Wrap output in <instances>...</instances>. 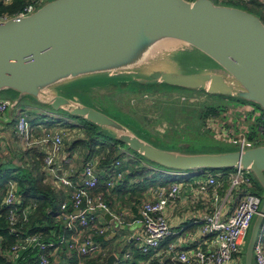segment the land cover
<instances>
[{
    "label": "water",
    "instance_id": "water-1",
    "mask_svg": "<svg viewBox=\"0 0 264 264\" xmlns=\"http://www.w3.org/2000/svg\"><path fill=\"white\" fill-rule=\"evenodd\" d=\"M162 39L181 45L134 64L145 47ZM196 52L219 69L179 74L161 69L162 65L151 68L156 57L162 63L174 54ZM94 76L224 96L254 104L264 114L261 16L214 0H52L31 15L0 23V92H15V107L30 99L85 120L126 145L128 151L167 171L240 169L249 172L264 190V145L216 154L154 145L100 107L76 95L67 96L64 85ZM262 199L250 230L245 264H254V247L264 218ZM105 217L116 231L129 229L110 214ZM116 260L111 255L105 264Z\"/></svg>",
    "mask_w": 264,
    "mask_h": 264
},
{
    "label": "built area",
    "instance_id": "built-area-1",
    "mask_svg": "<svg viewBox=\"0 0 264 264\" xmlns=\"http://www.w3.org/2000/svg\"><path fill=\"white\" fill-rule=\"evenodd\" d=\"M14 1L1 0L5 6H10ZM47 1L28 0L27 5L13 17H0V23L10 18L31 15L46 4ZM214 1L221 5H227L234 0ZM251 1L264 3V0H245L244 2L248 3ZM10 108H15L14 101L0 98V115L5 114ZM18 131L30 145L44 144L50 146V151L46 152L44 158L48 181L58 190L60 188L72 190L70 205L63 203L59 216L63 221L64 228L71 233V236L70 238L63 236L58 241L49 243L44 242L40 235L21 239L11 249L10 264H18L20 256L24 251L29 249H38L40 254L38 264H51L50 258L54 254H57L61 247L77 253L82 258L95 256L103 251L101 244L93 239L95 236L105 235L113 226L111 222L104 221L102 224L101 220L103 221L105 217L103 215L110 214L113 220L121 226H127L128 224L124 221L123 216L113 212L100 196L93 194L92 191L97 187L99 182V173L96 172L95 166L91 163L85 168L81 179L82 182L80 186H76L71 177L62 175L61 173L60 165L71 163L70 158L59 159V155L63 151L62 134L48 132L38 139V141H32V129L26 113L20 116ZM244 147L245 144L243 143ZM117 166H119V163ZM199 172L204 174L207 171L201 170ZM252 178L249 172L240 169L231 175L232 187L234 189H241L243 194L234 212L223 220L220 217V212L207 214L199 220H195L194 224L200 226L202 235L208 240V248L206 250L196 249L179 252L177 251V245L173 244L170 249L172 252L178 253L176 257L177 262L181 264H239L245 255V246L247 245L246 242L249 238L250 230L263 202L261 196L252 194L250 190L253 187ZM116 179H123V172H117ZM113 181L114 179H111L108 185L112 186ZM198 187L202 193L212 190L215 201H219V182L216 176L207 175V179L200 182ZM180 193L181 187L178 184L172 185L168 190L159 189L154 200L145 202L142 205L140 218L136 222L141 227V230L134 238L142 254L150 255L157 252L164 241L177 234L173 231L166 218L165 211L169 203L180 198ZM19 202L17 189L11 185L4 204L13 206ZM69 208H72V211H69ZM74 211H78L79 213L76 214ZM8 216L12 230L16 229L20 218L19 215L15 210H10ZM78 224L82 227L81 230H79ZM84 230H88L87 233L91 236L83 234ZM182 231L183 229L180 228L178 233ZM2 240L0 236V246ZM254 261L255 264H264V218L261 232L254 247ZM76 264H81V262H77ZM148 264L163 263L153 262Z\"/></svg>",
    "mask_w": 264,
    "mask_h": 264
},
{
    "label": "rangeland",
    "instance_id": "rangeland-1",
    "mask_svg": "<svg viewBox=\"0 0 264 264\" xmlns=\"http://www.w3.org/2000/svg\"><path fill=\"white\" fill-rule=\"evenodd\" d=\"M50 1L52 0H48L47 2ZM227 5L233 6V3ZM245 9L250 11L248 8ZM256 13L259 15L258 12ZM261 18L264 21L263 14H261ZM181 50H183V47ZM187 50L192 51L189 48ZM165 54L166 52L160 57L164 58ZM152 62L151 68L162 65L161 69L179 74H203L219 69L212 61L199 52H196L194 55H190L189 53L174 54L167 57V60L162 63L156 57ZM142 77L147 78L148 76L142 75ZM101 83H107L105 77H84L69 82L64 87H68L67 96L69 98L76 95L85 103H87L86 100L91 101L94 105L104 110L106 114L111 117L114 116L140 136L152 140L153 142H151L154 145H163V147L168 149H184L189 152L216 154L241 149L243 148V143L245 144V149L247 148V144L264 143V125L260 124L261 120L264 122V114L254 104L241 103L238 100L225 98L224 96H210L201 91H187L180 88L167 87L162 92L153 94L150 92H133V88L112 90L111 87L100 86L102 85ZM78 85L97 86L76 89ZM54 91L57 92L58 89L54 88ZM16 97V94L9 91L0 92L1 99L15 101ZM37 105L38 108L43 110L42 114L50 118L46 124V130L49 129L48 131L52 133L62 134L64 152H67L76 141L86 139L84 128L87 124L85 122L79 118H71L68 114L66 115L62 112L53 115L54 111L49 107ZM32 110H35V108L33 107ZM41 110L40 112H42ZM37 111L39 112V110ZM209 111H212V113H209ZM27 114L29 115V119H31L29 112ZM33 114L32 122L33 124H38L39 117L35 113ZM206 114H208V117H204ZM51 121L55 123H51ZM34 128L36 132L42 133L45 131L39 130L35 126ZM125 149L127 150L126 145ZM108 150L104 147L99 149L103 154ZM79 152L81 155L84 154L83 148L79 149ZM100 152L96 153L93 158L98 157L101 154ZM130 158L136 157H129V160ZM100 159L98 158V160ZM128 168L129 170L135 169L134 164L130 162ZM144 168L146 174L142 175L139 172L138 177L129 181L130 186H135L137 182L142 183L146 178L153 176L147 165ZM157 168L165 170L160 167ZM207 172L217 174L221 170ZM20 174V172L16 171L12 176ZM158 175L166 176L160 177L158 184L162 180L169 183V185L175 182L174 177L170 173L168 175H164L163 173ZM251 181L253 184V187L250 189L252 194L263 197L264 190L260 184L254 177ZM126 193L130 194L131 191H127ZM69 211H72V208H69ZM74 213L78 214L79 212L74 211ZM248 239L246 243H248ZM239 264H245V255Z\"/></svg>",
    "mask_w": 264,
    "mask_h": 264
},
{
    "label": "crops",
    "instance_id": "crops-1",
    "mask_svg": "<svg viewBox=\"0 0 264 264\" xmlns=\"http://www.w3.org/2000/svg\"><path fill=\"white\" fill-rule=\"evenodd\" d=\"M235 1L243 2L245 0H235ZM248 4L249 5L247 6L250 7V8L248 7L249 8L248 10H251L255 13L258 12L260 16L261 14H263L264 3L262 4V6H257L255 2H250V3L248 2ZM37 106L38 105L32 100L23 99L18 106H16L13 109L10 108L8 110L9 113H7L8 112L7 111L5 114L0 115V158H1V164L3 166L6 165L7 167H10V164L18 163L23 168H25V165L31 164V160H32L31 149H36L35 151L40 150L42 152L50 151L49 145L34 144L33 146L28 144L25 138L21 136L18 131V122L20 116L23 113L27 114L29 112L31 120L34 115L33 113L38 115L37 117H39L38 119L39 123L36 124V127H38L39 130H45L42 133L38 132L40 134V137H43L45 135L44 133L50 132L48 131L49 129L46 130L47 118L46 119L43 118L46 115L42 114L43 110H41V108H38ZM33 107L35 108V110H32ZM37 110H39V112ZM40 110L42 112H40ZM53 113H54L53 115L58 114V112H53ZM49 115H51V113H49ZM48 119L50 118L48 117ZM33 130H35V128ZM34 137L35 136L32 135V141H38V139H35ZM63 144H64V140H63ZM73 145L71 147H73ZM79 149H82V147L81 146L77 147L72 152H68L67 150L68 152L67 153L66 151L64 152V148H63V151L59 155V159H63V158L71 159L70 164L60 165L62 175L71 177L72 171L78 172L80 174L79 179L75 178V176L73 177L74 180H77L76 183L74 182L76 186H80L82 182L81 179L83 176L82 173L84 169L83 167L85 166L86 163L85 157L88 154V149L86 147L83 148L84 154L82 155L79 152ZM122 152L128 158L135 157L133 156L134 154L132 152L126 149H122ZM100 153L101 154L98 157L92 159L93 162L97 163L98 158L103 157V153L102 152ZM141 164L143 165V167L147 165V167L151 170V173H153V175H158L161 173H163L164 175H168L170 173V175L174 177L173 179L175 180V182H173L172 184L170 183L169 185V183H167L164 180L159 181V184L158 182L154 183V180H150V182L147 185H142L138 189L135 187L137 197H141V201L135 204L134 206H128V205L120 206L117 203L116 199L113 198L114 204L116 206L115 209L112 208V211L120 216H123V219L126 222V224H128L127 226L129 227V229L126 228L125 230L116 231L115 227L112 226L111 229L108 230V232L105 235L95 236L93 239H95L97 242L99 241L98 243L101 244L103 251H101L95 256H91L88 258L79 257L77 253L71 252L65 247H61L58 250L57 254H54L50 258L51 264H76L77 262H81V264H87L89 260L95 259L99 255L102 256L101 258L102 264H105L111 255L117 256V260L115 264H148L153 262H161L163 264H181L177 262L176 259L178 253L172 252L170 249V247L173 244L177 245V251L179 252H183L187 250H196V249L206 250L208 248V240L202 235L200 226L194 224V221L199 220L200 218L206 216L207 214H212L216 212H220V217L222 220L226 219L234 212V209L236 208L237 204L240 202V200L243 197L242 190L234 189L231 184V175L234 174V172H236L235 169L232 171L231 170L221 171L218 172L217 174H214L212 172L211 173L205 172L203 174L202 172L199 171L175 173L172 171L169 172L167 170L158 169L157 167L148 164L147 162H142ZM119 165L122 166V164ZM127 165L128 162L126 161V165L123 168L125 172L128 171ZM40 173L44 174L43 182H42L44 186L51 188L56 193H58L59 191L64 192L65 195L63 196L62 203H68L70 205L69 202L71 201L72 190L66 188H62V189L60 188L58 190L54 186L52 188V185L47 178L45 166L43 168V171L42 169H40ZM209 174L216 176L219 182V189H218L219 201L217 202L213 197L212 190H209L206 193H202L198 187L200 182L205 181L207 179V175ZM159 177H166V176H159ZM175 184H178L181 187L180 198L177 199L176 201L169 203L165 211V216L168 219L173 231L176 232L177 234L164 241L157 252L150 255L142 254L138 244L134 239L135 236H137V234L141 230V227L136 222L140 218L142 205L145 202L154 200L156 197V193L158 192L159 189L168 190L172 185ZM11 185L15 186L16 189H18V185L16 182L9 181L7 190L11 189ZM126 191L132 192L130 188L126 189ZM129 195H130L129 193L122 192L120 194V197L123 198L125 197L127 198L128 201ZM103 216H105V214ZM103 219H104L103 221L101 220L102 224L104 223V221L109 222L106 219V217H104ZM59 220H61L63 224V221L60 217ZM78 228L79 230L82 229L80 224H78ZM180 228L183 229V231L181 233H178ZM87 232L88 230H84L83 234L91 236ZM64 236L70 238L71 233L66 230ZM27 237L29 236H26L24 238ZM101 237L105 238L104 241H106V243L101 242L99 240V238ZM8 256H9L8 264H10L11 252L8 253ZM75 261L76 263H74Z\"/></svg>",
    "mask_w": 264,
    "mask_h": 264
},
{
    "label": "trees",
    "instance_id": "trees-1",
    "mask_svg": "<svg viewBox=\"0 0 264 264\" xmlns=\"http://www.w3.org/2000/svg\"><path fill=\"white\" fill-rule=\"evenodd\" d=\"M251 2H255L257 6H262V4L259 1H251ZM27 3L28 0H15L14 3H12L10 6H5L2 4L0 0V17L3 16L13 17L15 14L20 12L27 5ZM232 3L234 7L241 8L244 10H246L245 8H248L247 5H249L244 1L236 2L234 0ZM121 80H125V78ZM114 81L115 80H110L107 81V83H101L102 85L100 86H104V87L108 86L111 87L112 90L113 89L126 90L128 88H133L132 90L133 92H150L153 94L160 93L163 90H165V88L169 87L165 84L144 86L138 83H126L125 81L122 82L119 81V83L118 82L116 83V81L115 82ZM94 86L97 85H78L76 89L77 88L85 89ZM171 90H176V89H171ZM9 92L16 94L13 91H9ZM86 102L93 104L91 101L89 102L86 100ZM241 103H245V102H241ZM209 113H212V111H209ZM204 117H208V114H206ZM43 118L44 119L47 118V122L50 120L48 119L47 116ZM71 118L75 119V117H71ZM32 121L33 120L29 119V122H31V127H32V135L35 136L34 137L35 139H40L41 138L40 134L35 130H33L34 126L36 127V124H32L33 123ZM82 121L87 124L85 126L86 139L76 141L74 145L72 144L73 147L69 148L68 152H72L75 148L80 146L82 148L86 147L88 149V154L86 156V160H85L86 163L85 166L83 167L84 168L83 172L85 168L91 163L95 166L96 172H100L99 182L97 187L92 191L93 194L95 196H100L103 199V201L108 205V207L111 208V210L112 208L115 209L116 206L114 204L113 198L116 199L117 203L120 206H127V205L134 206L135 204L139 203L141 201V197H137L135 187L138 189L142 185H147L150 182V180H154V183H157L158 179L160 178L159 175L150 176V178H146L144 181H142V183L137 182L135 186L134 185L130 186L129 181L133 180L135 177H138L139 172H141L142 175L146 174V170L141 164L142 162H146L145 159L139 155L134 154L136 155L135 156L136 158H130L129 160V158L122 152V149H125V145L123 143L116 141L110 135L100 130V128H98L97 126L89 122H86L85 120ZM51 123H55V122L51 121ZM260 124L264 125V122H262L261 120ZM259 145H264V143L247 145V148L259 146ZM102 147L107 148L109 150L105 154H103V157L100 160H98L97 163L93 162L92 159L94 155L98 153L99 149H101ZM31 150H32L31 164L25 165V168H23L18 163L10 164V167L12 168L7 167L6 165L3 166L1 164V158H0V236L3 239L2 244L0 246V264H8V258H9L8 253L11 252L12 247L16 245V243L20 239H23L26 236L40 235L44 242L49 243V242H56L65 235L66 229L63 227L61 220H59V216L61 214V206L63 204L62 200L65 194L62 191L56 193L51 188L44 186V184L42 183L44 174L40 173V169H42L43 171V168L45 166L44 158L46 156V152L43 151L44 152L43 153L40 150L35 151L36 149H31ZM182 150L184 149H180V151ZM125 160L128 161V165L130 162L133 163L135 169L129 170L128 168V171L125 172L123 169L126 165ZM118 163L122 164V166L120 165L117 166ZM151 165L156 166L154 164ZM16 171L20 172L21 174L17 176H12ZM221 171H229V170H221ZM117 172H123V179L121 180L116 179ZM77 173L78 172L72 171L71 174V179L75 183L77 180H74L73 177L75 176V178L79 179V175H80L79 173L78 174ZM111 179H114V181L112 186H109L108 183ZM9 181H14L18 185L17 196L20 199V202L16 203L13 206L4 204V198H6L9 194V190H7ZM129 186L132 192L130 193L129 199L127 201V198L120 197V194L122 192L126 193L127 192L126 189H128ZM10 210H15V212L20 216V219L18 220L17 229L14 230H12V227L8 220L9 218L8 215ZM24 211L26 212L25 214ZM99 240L101 242L106 243V241H104L105 240L104 237L99 238ZM39 256L40 254L38 249H29L27 251H24L23 254L20 256L18 260V264H38ZM101 258L102 256L99 255L97 256V258L89 260L87 264H102ZM74 263H76V261Z\"/></svg>",
    "mask_w": 264,
    "mask_h": 264
},
{
    "label": "bare ground",
    "instance_id": "bare-ground-1",
    "mask_svg": "<svg viewBox=\"0 0 264 264\" xmlns=\"http://www.w3.org/2000/svg\"><path fill=\"white\" fill-rule=\"evenodd\" d=\"M178 45H181L180 41L171 40V39H162V40L153 42L147 47H145V49L137 56V62H135L134 64H140V63L146 62L148 59L156 56V54L159 53L161 50L175 48ZM190 179H193V178H190Z\"/></svg>",
    "mask_w": 264,
    "mask_h": 264
}]
</instances>
